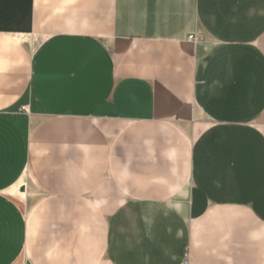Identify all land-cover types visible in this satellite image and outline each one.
I'll return each mask as SVG.
<instances>
[{
  "label": "crops",
  "instance_id": "crops-1",
  "mask_svg": "<svg viewBox=\"0 0 264 264\" xmlns=\"http://www.w3.org/2000/svg\"><path fill=\"white\" fill-rule=\"evenodd\" d=\"M186 252L264 264V0H0V264Z\"/></svg>",
  "mask_w": 264,
  "mask_h": 264
},
{
  "label": "rangeland",
  "instance_id": "rangeland-1",
  "mask_svg": "<svg viewBox=\"0 0 264 264\" xmlns=\"http://www.w3.org/2000/svg\"><path fill=\"white\" fill-rule=\"evenodd\" d=\"M20 202H21V203H20V206H22L23 208L26 207V204L24 203V201H21V200H20ZM185 260H186V261L188 262V264H189V254H188L187 252H186V255L184 256L182 262H184ZM181 264H182V263H181Z\"/></svg>",
  "mask_w": 264,
  "mask_h": 264
},
{
  "label": "built area",
  "instance_id": "built-area-1",
  "mask_svg": "<svg viewBox=\"0 0 264 264\" xmlns=\"http://www.w3.org/2000/svg\"><path fill=\"white\" fill-rule=\"evenodd\" d=\"M189 39L191 40V39H194L193 37H189ZM194 40H196V39H194ZM182 264H188V262L185 260L184 262H182Z\"/></svg>",
  "mask_w": 264,
  "mask_h": 264
}]
</instances>
